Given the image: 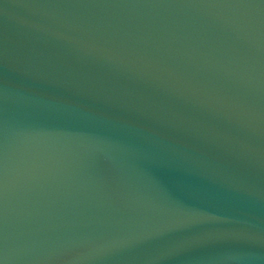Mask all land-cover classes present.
<instances>
[{"label": "clouds", "instance_id": "9594fccd", "mask_svg": "<svg viewBox=\"0 0 264 264\" xmlns=\"http://www.w3.org/2000/svg\"><path fill=\"white\" fill-rule=\"evenodd\" d=\"M0 13L29 26L33 17L53 21L41 31L62 42L66 55L125 82L99 93L121 115L58 137L16 130L14 110L81 105L24 84L0 86V264H156L213 239L264 243V232L232 221L239 226L144 256L168 231L225 218L160 219L156 210L167 202L134 166L128 139L198 131L239 165L214 173L222 185L241 199L264 198L252 179L254 169L264 170V0H0ZM2 57L21 75L36 68L7 41Z\"/></svg>", "mask_w": 264, "mask_h": 264}, {"label": "water", "instance_id": "95a60500", "mask_svg": "<svg viewBox=\"0 0 264 264\" xmlns=\"http://www.w3.org/2000/svg\"><path fill=\"white\" fill-rule=\"evenodd\" d=\"M31 25L17 24L0 13V86L5 81L24 84L38 93L82 107L71 109L49 105L34 110L15 109L12 126L16 130L36 137L69 136L92 130L104 116L123 113L122 108L107 102L99 93L105 89L119 90L124 81L106 77L95 67L77 63L66 55L62 42L41 31L53 26V21L33 17ZM6 41L22 63L36 65L32 75H21L5 65L2 53ZM93 92L97 94L93 96ZM2 120L3 105L0 104V153L4 148ZM128 139L137 150L134 166L143 173L145 180L151 182L160 200L167 202L168 206L156 210L160 219L195 220L198 215L225 218L168 231L144 250V256L160 247L193 237L213 236L239 226L232 221H246L257 231L264 232V198L241 199L229 192L214 175L217 171L239 167L222 146L214 145L193 130L172 133L170 140ZM11 143L10 139V146ZM252 179L264 188V170L254 169ZM237 255L247 257L239 264H264V243L213 239L156 264H238L228 259ZM110 264H145V261L116 259Z\"/></svg>", "mask_w": 264, "mask_h": 264}]
</instances>
